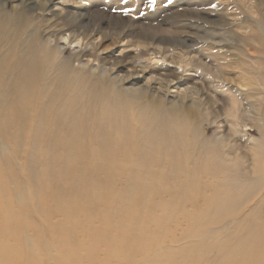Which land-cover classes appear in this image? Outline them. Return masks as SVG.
<instances>
[{
  "label": "rangeland",
  "instance_id": "1",
  "mask_svg": "<svg viewBox=\"0 0 264 264\" xmlns=\"http://www.w3.org/2000/svg\"><path fill=\"white\" fill-rule=\"evenodd\" d=\"M165 18L171 24L162 27L180 33L192 57L205 64L212 73L196 72V68L184 60L178 66L163 60L157 64L143 62L152 64V69L160 70L159 74L174 70L178 83L183 86L185 83L199 85L205 97L200 99L202 102L198 106H193L192 99L187 98L181 109L174 110L170 106L172 94L181 88L171 84L162 105H150L153 109H149V104L133 102L121 84L113 80L114 76L110 77L102 70L112 69L115 61L126 70H132L130 64L137 52L126 48L127 40L118 41L116 29L123 28L134 37L143 23L160 24ZM69 22L80 28L78 34L86 33L87 29L105 34L108 42L96 54L91 50L92 44L85 43L84 47V55L92 53L99 60L92 59L88 63V57L81 58V49H75L74 45L60 44L62 51L53 50L55 38L60 31L70 28L66 26ZM100 40L101 37L95 44ZM179 51L185 49L176 48L175 54ZM37 52H45L46 57L39 60L38 68ZM103 58L110 60L104 64ZM55 65L57 68L50 71ZM58 68L73 76L72 88L80 82L93 86L100 84L121 101H132L146 117L160 109L170 123L174 118L176 124L187 125L186 129L193 125L197 135H192L187 160L190 153L194 154L191 155L194 164L214 170L215 161L227 157L237 162L234 171L227 177L221 173L211 174L213 172H186L187 167L192 169L194 165L185 166L186 160L182 157V168L176 170L179 175L168 171L167 174L143 173L140 178L127 173L105 175L96 170L95 159L62 157L60 149H52L48 141L37 139L40 127L37 125V70L38 77L43 80ZM22 90L27 92L22 93ZM234 103L238 104L237 109ZM142 107L146 111L140 110ZM185 116L188 117L186 120ZM230 120H237L239 133L235 132ZM206 145L213 148L210 155L205 153ZM238 154L244 161L236 159ZM262 164L264 0H0V264L4 260L5 264H224L232 248L233 230L248 223L246 218L239 220L245 206L254 195L261 190L264 192V170L256 173L260 172L257 167ZM157 165L172 168L166 160H159ZM230 165L229 162L224 166ZM183 167L185 171H182ZM247 177L249 180L245 182ZM180 179L185 180L181 182ZM188 180L191 181L186 183ZM229 184L235 187L232 189ZM98 190H101L103 204L94 206L99 200L96 197ZM75 191H80V196H72ZM229 192L236 196L232 197ZM181 196L184 201L180 200ZM212 211L218 213L212 214ZM145 225L150 230L147 231ZM139 232H145L144 240ZM107 238L112 242L106 243ZM177 250H181L180 253ZM75 251L77 255L73 254ZM130 252L134 253L131 255ZM90 258L91 263L87 262Z\"/></svg>",
  "mask_w": 264,
  "mask_h": 264
},
{
  "label": "bare ground",
  "instance_id": "2",
  "mask_svg": "<svg viewBox=\"0 0 264 264\" xmlns=\"http://www.w3.org/2000/svg\"><path fill=\"white\" fill-rule=\"evenodd\" d=\"M168 23L171 24L167 18H165L164 21H161L160 24L159 23H150V22L143 23V26L141 27V29H139L138 32H135V33H137V35H135L134 37L131 34L129 35L125 31V29H123V28L116 29V36L118 37V41L119 42H125L127 40V42H126L127 47L126 48L130 47L137 52V54L132 59V62L130 64L132 70L131 71L126 70L124 67L119 66L116 63V61L113 65L112 69L102 68V70L108 76H110V77L114 76L113 80L116 83L121 84L122 88H124V91L132 98L131 100L133 102L142 103V104H144V103L149 104V106H148L149 109H153L150 107V105L156 106V107H160L162 105V102L164 100H166V98H167V94L169 93L168 91H169L171 84H175L174 86H176V87H174V88H177V87L181 88V89L177 88L178 89L177 93L172 94L173 97L171 99L170 106L172 108H174V110L181 109V106L183 105L184 101L187 98H188V100L192 99L193 106H198L202 102V100H200V99L205 97L203 89L199 85H196V84L190 85V84L185 83V85L183 86V85H181V83H178L180 81H178V78H177L178 76L174 70H171V69L167 70L166 69L167 72H165V74H159L160 70H158L157 68L152 69V67H153L152 64H148V63L143 62V61H149L151 63L154 62L155 64H157L158 61L163 60L164 62H169L170 65L178 66L180 63H184V61H185V62H189V64L192 67H195L196 72L198 70H202L204 72H207L208 74L212 73V72H210V70L208 69V67L205 64L199 63L195 58L192 57V55L188 49V46L183 41V38H182L180 33L173 31V30L170 31L169 29L165 30L162 27ZM96 24H98V23H96ZM66 26H68L70 28L64 29V30L59 32V35H57V37L55 38V41H56L55 45L56 46H54L53 50L62 51L63 48L59 47L60 44H64L65 46L66 45H74L75 49H78V50L81 49V51L79 52L80 54H82L81 58L84 56L88 57V59H89L88 63H90V61L92 59L93 60H99L100 58L98 56H95L94 54H96L108 42L106 40L105 34H103L101 32L100 33L91 32L90 29H87L86 30L87 32L83 33L81 35V34L77 33V30L79 27L77 25H75L74 22L73 23L69 22ZM118 30H119V32H118ZM130 33L133 34L134 32H130ZM100 34H101V36H100ZM95 36H98V37H95ZM130 36H132L131 39H128V37H130ZM100 37H101V40L97 44H95V41L97 39H99ZM91 40H94V41L91 43ZM85 43L87 45L92 44L91 50H95V53L93 55H91L92 53L84 55L85 54L84 53ZM122 48H125V47H122ZM176 48H181L183 50L185 49V51H179V53L175 54ZM123 51H124V49L121 52L123 53ZM44 53L39 54L37 52V68L39 67V60L40 59H46ZM182 57H183V59H182ZM120 59H122V58H120ZM109 60L110 59H108V58H103L101 62L106 64V62H108ZM46 63L49 64L50 61L46 60ZM136 67H139L141 70H137ZM55 68H57L56 65L52 69H50V71L54 70ZM122 71H126V73L122 74ZM147 75H149L148 78H146ZM46 77L47 78L40 80V78L38 77V70H37V125L40 124V127L37 130V139L48 141L52 149H56V148L60 149V154L62 157L66 158V159H72V160L77 159V158H81V157H83L84 159H88V160L95 159L97 161L96 170L104 173L105 175L127 173V174L131 175L132 177L141 176V175H143V173L149 174V175L155 174L158 172L159 173L162 172V174H163V173H166L168 171L169 172L171 171L172 173H176V170L178 171V169L182 168V166H181V165H183V164H181L182 163V157H184L186 160L184 163L185 166H188V164L193 163L191 160L192 154L190 153L189 160H187L189 153H186L189 150L188 147L191 146V143H192L191 139L193 137L192 135H194L195 137L197 135V134H194L196 129L194 130L193 125L188 126V129H186L187 125H186V127H184L182 124L181 125L176 124L174 118L172 120L173 122L170 123L166 120V118H165L166 115L162 116V112L160 109L155 110V113L151 117H146V116H144V113H142L141 111H138L136 109L135 104L132 101L127 102V100H125V99H123V101H121V98L118 97L117 95L112 96L109 93H107L105 91V87L100 85V84L97 86H93V85L88 84L87 82H83V83L80 82V84H76V86L74 88H72L71 84H72L73 76L70 75L69 72H67L66 70H62L60 68H58V70L54 74L46 75ZM218 78H221V77H218ZM75 79L78 80L77 78H75ZM213 79H215V77H213ZM205 84H208V83H205ZM24 92H27V91L22 90V93H24ZM219 96H221V95H219ZM193 97H195V98H193ZM235 99L234 100L237 101L238 98H235ZM203 101H205V100H203ZM208 102H209V100H208ZM225 104L227 105V101L225 102ZM234 105L237 109L238 104L234 103ZM133 108L135 110L132 111ZM10 109L11 108H9V110ZM229 109L231 110V108H229ZM140 110L146 111V109L144 107H142ZM242 113H243V115L246 114L245 112H242ZM242 113H241V117H243ZM244 117L247 118L246 116H244ZM183 118H185V120H186V118H188V117L185 116ZM187 120H191V119H187ZM243 120H244V118H243ZM236 121L237 120H234V122L231 121V123L233 125V126L232 125L231 126L233 127V129L235 130L236 133H239V131L236 129L239 126V124ZM164 122H166L167 126H170V127H166ZM186 122L189 123V121H186ZM243 122H245V121H243ZM192 123H193V121H192ZM198 125L199 124H197L195 126H198ZM233 129L231 130L232 133H233ZM182 136L185 137V139ZM186 138L188 139V141H185ZM226 142L227 141H225V143ZM233 142H235V141H233ZM193 143H195V141ZM195 144H193V145H195ZM197 149L199 150L198 151L199 155H202V151L198 147H197ZM211 149L213 151V148L211 147V145L209 147L207 146V149H205V153L207 155H210ZM230 149L232 151L233 147ZM239 155L240 154L237 155L238 157H236V159L243 160L244 157L239 156ZM234 156H235V154H234ZM224 157H226V156H224ZM159 160H166V162H168V164L172 165V168L170 167V169H169V168H166L163 166L162 167L158 166L157 164H158ZM195 160H197V159H195ZM209 160H210L209 162H211V158ZM205 161H206V159H205ZM201 162H203V161H201ZM209 162H207V163H209ZM229 162L231 165L227 166V168H225L224 165H226V164L228 165ZM195 163H197V162H195ZM215 163H217L216 164L217 166L214 170H211L212 168L209 170L208 168H203L200 165L193 163L194 168L189 169L187 167V170H186V168L184 169V167H183L184 170H182V171L186 170V172H193V173L199 172V173H205V174L208 172H213L211 174L217 173V175H218V173H221V174H225L223 176L227 177L228 173L231 174L234 171V166H235V164H237V162H234L233 159L232 160L227 159V157L223 158V159L219 157L218 161L217 162L215 161ZM162 164H163V162H162ZM212 164H213L212 167H214V163H212ZM204 165H205V163H204ZM238 165H239V163H238ZM179 166H180V168H179ZM205 166H207V165H205ZM257 169L260 170V172H256V173L257 174L261 173L264 170V165L263 164L260 165L259 167H257ZM239 170H237V171H239ZM248 172H250V171H248ZM245 173H247V172H245ZM245 173H244V175H245ZM229 174H228V176H229ZM177 175H179V174H177ZM182 175H184V174H182ZM233 176H234V174L231 175V177H233ZM151 177H153V176H151ZM248 177H247V179L245 178V182H246V180L247 181L249 180ZM140 178H143V176H141ZM184 178L187 179L188 177L187 178L184 177ZM258 178H256V179H258ZM185 179H183V180H185ZM260 179H263V178H260ZM183 180H181V182ZM194 180H196V179H194ZM235 180H232V181L234 182ZM259 180L257 182H259ZM189 181H191V180H188L186 183H189ZM235 182H237V181H235ZM245 182L244 183L242 182V184H245ZM174 183H177V182L174 181ZM224 183H227V181H225ZM191 184H190V186H191ZM195 184H198L197 180H196ZM223 184H220V186H222ZM178 185L179 184H177V186ZM183 185H185V183ZM212 186H213V184H212ZM229 186L231 187L230 184H229ZM237 186L238 185H236V187ZM206 187L207 186H205V188ZM218 187H219V185H218ZM234 187L235 186H233L231 188L233 189ZM239 187H241V186H239ZM174 188H175V185H174ZM174 188H171V190ZM176 188L178 189L179 187H176ZM192 188L193 187H190L189 189H192ZM197 188L198 187H196L195 189H197ZM252 189H250V190H252ZM171 190H169V192ZM198 190L199 189H197V191ZM204 190H206V189H204ZM215 190L216 189H214V191ZM100 191L98 190L96 193V197H98L99 200H97L96 203H94L95 204L94 206L103 204V201H102L103 199L101 198V192ZM174 191H175V189H174ZM174 191H172L171 193H174ZM180 191H182V190H180ZM228 191H231V190L228 189ZM239 191L241 194L242 192L240 189H239ZM169 192H168V194H169ZM221 192L223 193L225 191H220V193ZM233 192H234V190H233ZM233 192H229V193H232V195L229 193L228 194L231 195L232 197H235L236 195L234 196ZM235 192H237V191H235ZM243 192H245V191H243ZM177 193H178V190H177L176 194ZM79 194H80V191H75L72 194V196L73 195L80 196ZM213 194H215V193H213ZM244 194H246V193H244ZM259 194H258L259 196L254 195L255 197L251 198L252 203L250 202L247 206H245V208L243 210L244 214H242V216H241L242 218H240L239 220H242V219L245 220V218H246V220H248V223H245V224L242 223V225L240 227L237 226L233 230V232L231 234L232 240L230 239L231 240L230 244H232V248L227 254L228 261L227 260L223 261L224 264H264V192L262 193V190H261L259 192ZM180 195H182V194H180ZM215 195L217 197V194H215ZM225 195L227 196V192ZM174 196L177 198L176 195H173L172 197L174 198ZM190 196H193V194L191 193ZM188 197H189V195H188ZM183 198L184 197H182V199H180V200H183ZM204 198H205V196H204ZM213 198H215V197H213ZM213 198H212V200H213ZM73 199L74 198H72V200ZM230 199H231V197H230ZM186 200H188V199H186ZM189 200L191 201V199H189ZM231 200H234V198H232ZM209 201H210V199H208V202ZM243 201H245V199H243ZM70 202H73V201H70ZM169 202H170V200H169ZM218 203H220V201ZM183 204L184 203H182V205ZM215 204H216V202H215ZM207 206H209V205H207ZM214 206L215 205H213V207ZM216 208L219 209L218 207H216ZM169 209H170V206H169ZM105 212H106L105 214H107L106 210H105ZM171 212H173V208H172ZM235 212L232 211V213H235ZM167 213L168 212H166V214ZM204 213L207 214L208 212H204ZM213 213H218V211H216V212L212 211V214ZM168 214H170V213H168ZM166 216L162 217V218H166ZM9 220H10V218H9ZM162 220H164V219H162ZM10 221L8 222L9 224H10ZM164 221H166V220H164ZM172 223H173V221H172ZM119 225H118V227H119ZM147 226L145 225V228H147V231H148L150 229L148 228L149 226L148 227ZM19 227L21 228V226H19ZM136 230H137V228H136ZM142 230L144 231V229H142ZM203 230H201V231H203ZM119 231H121V230H119ZM119 231H118V233H119ZM137 231H139V229ZM133 232H135V235H136V231L133 230ZM150 232H152V230ZM71 234H72V232H71ZM140 234H142V235H140ZM140 234H138V235L143 236L141 238L144 240L145 239L144 238L145 232H144V234L143 233H140ZM129 235H131V234H129ZM135 235L133 236V234H132L133 237H135ZM132 236H130V237H132ZM139 236H138V238H139ZM107 237L109 238V236H107ZM108 238H107V242H106V240H103V241H105L106 243H109V241L112 242L111 239L108 241ZM71 239H70L71 241H76L74 238H71ZM93 240L95 241V239H93ZM98 240H100V238H98ZM131 241H133V240H131ZM86 242L87 241H85L84 243H86ZM100 242L102 243V241H100ZM146 242H148V241L146 240ZM98 243H99V241H98ZM128 244H129V242H128ZM93 245H95V244H93ZM137 245H138V243L136 244V246ZM207 245H208V243H207ZM96 246L97 245H95V247ZM58 247H59V244H58ZM61 248H62V246H61ZM92 248H94V246ZM135 249H133V250H135ZM187 250H188V252L190 251L189 249H187ZM207 250H208V247H207ZM180 251L181 250H179V251L177 250L178 253H180ZM95 252H96V250H95ZM133 253L130 252L129 254L132 255ZM185 253H186V251H185ZM185 253L183 255H185ZM73 254L77 255V252L75 251V252H73ZM126 254H128V253H126ZM129 254H128V256H129ZM186 254H188V253H186ZM171 255H172V253H171ZM0 256H1V254H0ZM92 256H93V254H92ZM92 256H90V257H92ZM125 256H127V255H125ZM225 258H223V259H225ZM82 259H85V258H82ZM5 261L6 260L2 261L3 264H5L4 263ZM92 261L93 260L90 258L87 262L91 263ZM127 261H129V260L127 259ZM8 262H6V263H8ZM160 262L162 263V259Z\"/></svg>",
  "mask_w": 264,
  "mask_h": 264
}]
</instances>
